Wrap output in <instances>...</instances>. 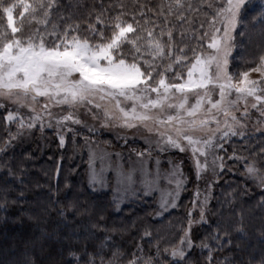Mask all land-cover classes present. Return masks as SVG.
<instances>
[{"label": "trees", "instance_id": "obj_1", "mask_svg": "<svg viewBox=\"0 0 264 264\" xmlns=\"http://www.w3.org/2000/svg\"><path fill=\"white\" fill-rule=\"evenodd\" d=\"M174 1L58 0L57 5L68 17L62 25L79 23L81 35L90 34L88 23H95L101 12L105 21L123 13L122 19L136 27L151 22L157 32L162 21L176 15ZM260 5L251 2L245 8L240 45L252 55L241 54L236 68L264 56ZM202 7L195 17L193 9L183 8L180 24L193 21L197 29L211 12V7ZM105 35H111L106 28ZM9 128L0 112V252H7L0 264H77L76 256L79 264H264V188L250 194L248 188L229 186L217 194L224 208L216 212L225 211L215 214V222L197 236L196 247L177 262L170 254L183 234L175 222L177 212L158 219L151 202L135 201L117 210L110 193L89 188L85 158L72 143L61 146L56 135L45 133L11 145L6 142ZM247 149L235 150V155L243 157ZM248 154L249 160L264 164L263 156ZM10 236L12 241L6 238Z\"/></svg>", "mask_w": 264, "mask_h": 264}, {"label": "rangeland", "instance_id": "obj_2", "mask_svg": "<svg viewBox=\"0 0 264 264\" xmlns=\"http://www.w3.org/2000/svg\"><path fill=\"white\" fill-rule=\"evenodd\" d=\"M27 2L35 5L36 0H27ZM251 2L253 4H264V0H250ZM18 3L19 0H0V32L6 30V38L8 39L11 38V30L7 28V19L2 9L10 4ZM44 3L47 5L48 0H44ZM57 3L48 9L49 15L47 18L44 16V9L38 10L34 15L25 13V16L22 18L20 12L23 9L21 7L15 8L13 11L14 26L20 27L21 21L23 23V31L17 33V37L27 38L39 30L40 34L46 35L47 41L53 40V37L47 36V32L52 30L54 24L59 25L60 30L63 31L66 26L62 24L68 18L62 10H59ZM221 3L222 0H202L198 4H194V0H180V6H177L175 0L174 11L176 15L162 21L163 27L159 31H154L155 27H152L153 24L151 22H146L144 27L133 26L138 31L140 29L152 30L153 35L161 39L165 44L168 42V37L166 34L160 37V32L163 30L167 33L171 30L174 42L172 59L176 55L181 54L179 52L180 48H184L185 54L189 57V60L185 61V64H188L194 59L193 49L204 56L212 54L213 50L209 49L207 45L211 42L215 27L221 28V32L216 33L217 36L223 34V25L220 20L217 19L215 24L212 23L216 9L221 6ZM250 3L246 4L245 8ZM209 4L212 5L209 18H202L197 29H195L193 21L188 26L180 24L184 20L183 8L193 9L195 17V13L203 12L204 7L201 8V6H209ZM245 8L241 12V21L232 34L233 51L229 57L228 71L230 74H233L234 82L239 79V74L243 72H249L250 79H260V73L250 71L259 64L260 59L255 64L249 65L248 63L247 67L239 66L236 68L235 66L236 59L241 54L246 56L252 55L249 50L242 52L240 45V38L243 34L241 30L242 16ZM181 16L183 19H178ZM45 19H47V23H44ZM205 33H207L206 36ZM142 35L146 42L147 31H143ZM80 36L82 38L88 37L95 42L93 36L88 33L81 34ZM2 42L0 41V44ZM167 52L168 49L166 47L165 58H157L154 62L161 66L158 68V71H162L163 67L171 62L166 58ZM145 58L151 59L150 56H146ZM178 70H180L179 66H174V71ZM210 71H214V69H210ZM186 72L187 68L185 67L182 70L185 79L187 78ZM166 75L169 77V82H172L173 74L167 73ZM197 91L203 95V90ZM218 91V88H213L209 85V92L213 102L219 99ZM18 95L19 100L17 101ZM31 95L34 94L24 97L22 94L13 92L9 97L0 96V104L4 105L3 108H0V112L4 114L5 119L9 111L16 116V120L12 123L6 120L10 125V128L6 131L8 134L6 142L11 143V145H19L18 142L20 143L26 140V138L36 137L45 133L56 135L59 140L63 136V145L72 143L75 153L79 154L81 158H85L89 188L102 194L110 193L117 210L135 201L140 202L138 204L141 205L151 202L154 205L155 212H157L156 217L158 219H163L171 213L177 212L178 215L175 222L179 224V231L183 232L181 238L185 236V232L187 231L193 242L190 250L186 248V245L180 244L181 239L174 244L171 252L177 248H185L187 254L183 260L196 247V238L202 228L204 229L206 225L215 222V214L218 217L221 211H225L220 210L216 212V210L224 208V203L220 197L216 196L217 194H220L222 190H225L229 186H234L236 189L248 188L250 194H253L256 190L262 191L261 189L264 188V182H262L264 181V167L262 166L264 164L249 160V156L251 155L248 154L252 152L264 158V151H261L264 149V115H261V112L264 111V103L258 104L257 108H252V103H256V101L251 97L248 98L246 114L244 101H239L230 109L236 116V120H233L231 115L225 117L222 111L211 109V105L205 100L201 109L194 116H188L184 110H180L179 115L183 117L184 123L174 120L171 124H158L156 122L157 119L166 121L168 115H177L175 108L167 107L168 103L179 104L181 102V95L176 93L174 97L165 103L163 111L152 109L149 112L153 116V120L146 122L147 127L144 124L138 123L136 127L128 128L120 126L122 123L121 113L116 108L115 101L110 98L101 100L97 96L93 99L92 104L84 102L83 104L77 103L75 106L67 104L57 106L48 97L39 96L33 101ZM188 95L189 100L186 108L194 105L197 99L192 93ZM62 96L63 93L57 99H60ZM151 97L155 99L156 93H152ZM119 99L121 100L122 107L127 108L132 104V101H124L123 98ZM228 99L234 100L235 93L233 92ZM21 104L25 106L21 107ZM45 104L49 105L47 109L44 108ZM95 104H99L100 107H95ZM106 110L114 117L113 119H106ZM138 111H142V109L138 108ZM69 114H72L75 119H79L81 123L76 124L71 120H63V117ZM37 115L41 119L32 121V118ZM212 117H215V119ZM20 119H23L25 124L34 122L36 126L20 129ZM204 120L208 121L206 125L200 123ZM193 121L195 122L194 124H192ZM217 121L219 122L218 124ZM49 125L51 126L49 127ZM149 128L152 131H149ZM177 128H183L188 135H191L194 139H199L201 144L196 145V147H204L207 153L206 156H201L199 152L196 153V157L199 158L202 164L205 161L207 162V168L201 172L199 178L196 175L195 161L191 149L187 147V141L181 140L182 145L186 146V151L180 152L165 144L163 141L166 137L159 135L160 133H165L175 138ZM229 129L234 130L237 134L232 135ZM225 132H228L227 136L223 135ZM12 135H15L16 138L11 139ZM210 137L212 138V144L203 145L202 142ZM70 138L72 141H70ZM35 141L38 142V139L36 138ZM245 147H248L249 149L247 150L250 152L243 155V157L235 155V150H241ZM137 153H144V155L138 156ZM217 157H222L223 160L221 161ZM213 161H215V164ZM221 163L224 164L222 170L219 167ZM250 164L256 167L257 175L250 176L246 171V165ZM176 165L180 166L182 175L172 176L171 173ZM240 168L244 170L238 171ZM145 169L147 170V178L144 174ZM129 174L132 177L131 182L127 179ZM230 174H235V177L229 178L226 176ZM93 176H95V180H93ZM146 179L151 181L150 187L146 186ZM177 179L183 181L179 188L176 186ZM168 193H171V195H168ZM164 199H167L168 203L162 207ZM173 203L175 204L174 207L172 206ZM202 213L203 219H201ZM186 217L187 222L185 221ZM190 221L192 222L191 225H189ZM13 237L16 239V236ZM6 238L11 239L12 237ZM6 254L7 252H0V261H2ZM174 261L180 262L181 260L176 258Z\"/></svg>", "mask_w": 264, "mask_h": 264}, {"label": "snow or ice", "instance_id": "obj_3", "mask_svg": "<svg viewBox=\"0 0 264 264\" xmlns=\"http://www.w3.org/2000/svg\"><path fill=\"white\" fill-rule=\"evenodd\" d=\"M57 2L58 0H48L47 5H45L44 0H36L34 5L27 0H19L18 4L3 7L2 11L7 19V28L11 30V38H6V30L0 32V41H3L0 44V96L9 97L13 92L22 94L24 97L34 94L31 95L33 101L39 96H44L48 97L50 101H54L57 106L62 104L75 106L77 103L83 104L84 102L92 104L93 99L97 96L101 100L110 98L115 101V106L121 113L122 123L120 126L128 128L136 127L138 123L147 127L146 122L153 120V116L149 112L152 109L163 111L165 103L176 93L181 95V102L179 104L168 103L167 107L175 108L177 115H168L166 121L157 119L158 124H171L174 120L184 123L183 117L179 115L180 110H184L188 116H194L201 109L205 100L211 105V109L222 111L225 117L231 115L233 120H236V116L230 109L239 101L245 103V114L247 113L249 97L256 101V103H252V108H257L258 104L264 103V56H261L259 64L250 70L260 73L259 80L250 79V73L243 72L239 74V79L234 82L233 74L228 71L229 57L233 51L232 34L241 21L242 10L246 4L250 3V0H222L221 6L216 9L215 16L212 18V23L215 24V21L219 19L223 25V34L217 36L216 33H220L221 28L215 27L211 42L207 45L209 49L213 50L212 54L204 56L193 49L194 59L188 64H185L189 57L185 54L184 48H180L181 54L172 59L174 42L171 30L167 33L163 30L160 32V37L165 34L168 37V42L165 44L153 35L152 30L141 29L138 31L132 23L123 20V13L105 21L102 19L103 12H101L96 16L95 23H88L87 31L93 37L98 36L99 42H93L88 37L82 38L78 35L79 23L74 26L67 25L63 31L60 30L59 25L54 24L52 30L47 32V36L53 37L51 41H47L46 35L40 34L39 30L27 38L17 37V33L23 31V23L21 21L20 27L14 26L13 11L15 8L21 7L23 9L20 12L22 18L25 13L34 15L38 10L44 9V16L47 18L48 9ZM176 3L177 6H180V0H176ZM209 7L212 5L209 4ZM260 7L259 20L261 24H264V4ZM133 19L135 18L133 17ZM178 19H183V17H178ZM44 23H47V19ZM96 24L104 25V28L97 29ZM105 28L111 32L110 36L105 35ZM143 31H147L146 42L142 35ZM206 35L207 33H205ZM166 47L168 49L166 58L171 62L164 66L162 71H158L161 66L154 62L157 58H165ZM146 56H150L151 59L145 58ZM174 66H179L180 70L174 71ZM185 67L187 68L186 79L182 74ZM210 69H214V71H210ZM167 73L173 74L172 82H169ZM209 85L219 90V99L214 102L209 92ZM197 90H203V95ZM233 92L235 99L229 100L228 97ZM61 93L63 96L57 99ZM152 93H156L155 99L151 97ZM189 93L194 94L197 99L194 105L186 108ZM119 98H123L124 101H132V104L127 108L122 107ZM18 100L19 95L17 96ZM20 106L25 105L21 104ZM94 106L100 107L99 104ZM3 107L4 105L0 104V108ZM48 107V104L44 105L45 109ZM138 108L142 111H138ZM32 110L34 111V109ZM261 115H264V111L261 112ZM105 117L106 119L114 118L107 110ZM212 118L215 119V117ZM40 119L41 117L37 115L32 118V121ZM6 120L12 123L16 120V116L9 111ZM63 120H71L76 124L81 123L72 114L64 116ZM194 123L193 121L192 124ZM200 123L206 125L208 121L204 120ZM35 126L34 122L25 124L23 119L19 120L20 129ZM148 130L152 131L151 128ZM229 131L232 135L237 134L232 129ZM159 135L166 137L163 141L165 144L180 152L186 151V146L182 145L181 140L187 141V147L191 149L195 161L196 175L199 178L201 172L207 168V162L202 164L196 157L197 152L201 156L207 155L204 147H196V145L201 144V141L188 135L183 128L176 129L175 138L165 133ZM223 135L227 136L228 132ZM15 138V135L11 136V139ZM202 143L205 146L211 145L212 138L210 137ZM60 144L61 146L64 144L63 136L60 137ZM137 155L143 156L144 153H137ZM217 159L223 160L222 157H217ZM213 163L215 164V161ZM219 167L222 170L224 164L221 163ZM246 171L250 176L257 175V169L254 165H246ZM144 174L147 178L146 169ZM178 174L182 175V171L180 166L176 165L171 175L176 176ZM127 179L131 182V174ZM93 180H95V176H93ZM182 183V180L177 179V188ZM145 184L150 187L151 181L146 179ZM167 203V199H164L162 207L166 206ZM172 206L174 207L175 204L173 203ZM201 219H203V213ZM191 223L190 221L189 225ZM180 244L186 245L188 250L192 248L193 242L187 231L185 236L181 238ZM186 254L185 248H177L171 252L174 260L179 258L181 261ZM70 255L75 256V254ZM75 259L79 264V257L76 256ZM89 264H94V261L90 260ZM129 264H136V261L132 260Z\"/></svg>", "mask_w": 264, "mask_h": 264}]
</instances>
